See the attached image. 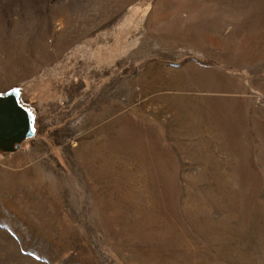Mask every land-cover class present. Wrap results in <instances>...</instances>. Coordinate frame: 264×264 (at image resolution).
<instances>
[{
    "label": "rangeland",
    "instance_id": "rangeland-1",
    "mask_svg": "<svg viewBox=\"0 0 264 264\" xmlns=\"http://www.w3.org/2000/svg\"><path fill=\"white\" fill-rule=\"evenodd\" d=\"M261 11L0 0V95L34 131L0 153V264H264V59L214 50Z\"/></svg>",
    "mask_w": 264,
    "mask_h": 264
},
{
    "label": "crops",
    "instance_id": "crops-1",
    "mask_svg": "<svg viewBox=\"0 0 264 264\" xmlns=\"http://www.w3.org/2000/svg\"><path fill=\"white\" fill-rule=\"evenodd\" d=\"M244 12V11H243ZM248 14L241 13L240 17L238 13H236V16L233 18L235 21H230V25L238 26L241 28H252L253 32L251 31H242L239 33L231 32L228 35L221 37L220 39L215 41H219L220 46L215 47V52H219L215 55L216 58L218 56L222 59V57L226 60L227 58L232 57V53L235 49H238L235 45L236 44H245L246 42H253L258 44L257 47H243L244 49H250L252 51L250 54L246 56V54L242 57L244 60H262L264 59V13H261L257 16H247ZM253 15V14H252ZM232 19V20H233ZM222 18H220V24L226 25V22L221 21ZM219 24V26H220ZM254 28V29H253ZM242 48V49H243ZM208 53V52H206ZM209 56V54H206ZM235 56V55H233ZM221 65L223 66H232L235 65V63L231 62H221Z\"/></svg>",
    "mask_w": 264,
    "mask_h": 264
},
{
    "label": "water",
    "instance_id": "water-1",
    "mask_svg": "<svg viewBox=\"0 0 264 264\" xmlns=\"http://www.w3.org/2000/svg\"><path fill=\"white\" fill-rule=\"evenodd\" d=\"M33 118L17 104V93L0 95V153H13L32 138Z\"/></svg>",
    "mask_w": 264,
    "mask_h": 264
},
{
    "label": "bare ground",
    "instance_id": "bare-ground-1",
    "mask_svg": "<svg viewBox=\"0 0 264 264\" xmlns=\"http://www.w3.org/2000/svg\"><path fill=\"white\" fill-rule=\"evenodd\" d=\"M89 159H91V158H89ZM101 161V160H100ZM102 162H104V161H102ZM94 165V164H93ZM99 165V164H98ZM101 165V164H100ZM121 183V182H120Z\"/></svg>",
    "mask_w": 264,
    "mask_h": 264
}]
</instances>
